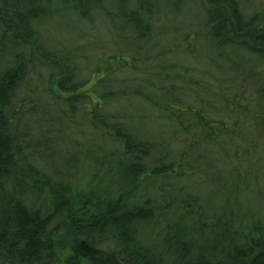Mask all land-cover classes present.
<instances>
[{"label":"trees","instance_id":"16d2710c","mask_svg":"<svg viewBox=\"0 0 264 264\" xmlns=\"http://www.w3.org/2000/svg\"><path fill=\"white\" fill-rule=\"evenodd\" d=\"M166 1L0 0V264H264V10ZM188 1L208 77L150 54Z\"/></svg>","mask_w":264,"mask_h":264},{"label":"rangeland","instance_id":"374dc122","mask_svg":"<svg viewBox=\"0 0 264 264\" xmlns=\"http://www.w3.org/2000/svg\"><path fill=\"white\" fill-rule=\"evenodd\" d=\"M242 9L247 13H252L257 10H264V0H238ZM160 11L167 12L171 8V3L167 2L166 0H158ZM183 11L180 16H173L170 22H167L165 27L166 29H162L164 31V34L167 33L168 38H160L155 41V48L151 51L150 54H156L157 52H163L161 55V61L164 63L156 62L153 58V62L149 63L147 65H153L155 66V70H158L160 67L158 65L163 64L164 66H175L179 68V71L182 69H189L191 72H193L196 75H203L207 76L208 71L206 68H204V65L201 63H198L197 66L193 65L192 63L197 61L196 59V51L201 48L202 49V42L201 46L197 43L195 39H190V42L188 41V37L190 34H193L194 32H197L198 34H202L201 30H203L202 22H203V16L202 11L200 10L198 4H195L194 2H186L184 3ZM56 12L51 16L49 19V23L51 21V26L47 28V33L51 37H56L59 34H61L62 29L58 26L59 24H71V22L75 21V18L72 15H68L65 10H59L58 7H56ZM58 10V11H57ZM118 16H116V20L119 21ZM168 18V17H167ZM168 20V19H167ZM105 25L106 22L98 21L95 23V26L97 27L98 32H104L105 33ZM60 28V29H59ZM96 35H99L98 33ZM91 34V39H92ZM105 43L103 44L104 47H108L110 44V37L107 33L104 36ZM98 44V43H97ZM203 53H206L205 50L201 51L199 53V58L202 57ZM149 57V56H147ZM146 63L139 60L137 63L138 70L141 69L149 70V72H152L151 66H146ZM146 66V67H145ZM144 67V68H143ZM187 72V71H182ZM123 75L118 76V80L125 79V76L131 75L129 73L122 72ZM121 78V79H120ZM114 80V79H113ZM258 186L260 187L261 184L258 183ZM260 194L251 192V196L249 198V208L253 212L260 213L264 215V182L262 183V188H260Z\"/></svg>","mask_w":264,"mask_h":264}]
</instances>
